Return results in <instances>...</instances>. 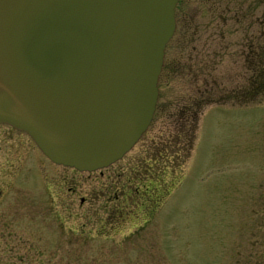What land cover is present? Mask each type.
Listing matches in <instances>:
<instances>
[{"label": "rangeland", "instance_id": "rangeland-1", "mask_svg": "<svg viewBox=\"0 0 264 264\" xmlns=\"http://www.w3.org/2000/svg\"><path fill=\"white\" fill-rule=\"evenodd\" d=\"M177 17L146 132L102 172L35 175L15 212L32 249L2 264H264V0H184Z\"/></svg>", "mask_w": 264, "mask_h": 264}, {"label": "water", "instance_id": "water-1", "mask_svg": "<svg viewBox=\"0 0 264 264\" xmlns=\"http://www.w3.org/2000/svg\"><path fill=\"white\" fill-rule=\"evenodd\" d=\"M180 0H0V124L52 162L122 159L157 109Z\"/></svg>", "mask_w": 264, "mask_h": 264}, {"label": "flooded vegetation", "instance_id": "flooded-vegetation-1", "mask_svg": "<svg viewBox=\"0 0 264 264\" xmlns=\"http://www.w3.org/2000/svg\"><path fill=\"white\" fill-rule=\"evenodd\" d=\"M183 1L184 0H180L176 8L177 27V15L182 8ZM35 149L41 152L42 155L37 153L41 156L40 158L36 156V153H34ZM132 149L127 154H129ZM127 154L123 158H125ZM122 159H120L119 161H121ZM51 163H53L54 169H57V167L69 169L73 172H76L74 174L82 172L77 169L65 167L52 162L47 156L42 153V151L35 144L34 140L27 133L19 131L18 129L7 124H0V264H2L3 258H18L20 249H32L27 247L28 244L31 245L28 240H20V237H17V221L15 219V212L19 211L18 207L20 206V204L18 202L20 201V199L21 201L25 200L26 203L29 201L32 202L34 195L31 191L34 190L35 183L31 181L33 180L35 175L37 177L35 181H37L38 183H41L43 180H45V175L49 176L50 172H43L45 169L44 167L49 165L50 168V166L52 165ZM116 163L112 164L111 166L115 165ZM109 167L105 169H108ZM99 171L102 172L103 170ZM57 173L60 175V180H63V182L66 183L67 177L64 176L60 171H58ZM71 180L74 181L75 178H72ZM74 185H76V183H74ZM45 186L47 187L46 189H49V183L46 182ZM70 189L72 193H75L79 196L81 205H84L87 200H90V198L87 199V197H83L82 194H79L77 187H73ZM22 191L30 192L28 193V196H25L23 195ZM109 191L110 189L108 188L107 192ZM132 192L133 189L123 191L121 197H123V201H125V203L129 202V200L131 199L133 194ZM137 193L138 194H134L136 197H138L140 194L139 190L137 191ZM92 195L94 198L91 199V202L100 198V195L97 194V192H92ZM116 196L117 200L120 195L116 193ZM47 197H49V195ZM109 197L110 194H108V198ZM48 206L49 203L44 204L43 209L45 210V208H47ZM108 213L109 216L113 214L115 216L117 214L113 212L111 213L110 210H108ZM29 252L30 251L23 252L24 257H29ZM37 253H39V251Z\"/></svg>", "mask_w": 264, "mask_h": 264}, {"label": "trees", "instance_id": "trees-1", "mask_svg": "<svg viewBox=\"0 0 264 264\" xmlns=\"http://www.w3.org/2000/svg\"><path fill=\"white\" fill-rule=\"evenodd\" d=\"M260 76V75H259ZM251 85H253V83L251 84ZM256 85H254V87H255ZM258 89H260V87H258Z\"/></svg>", "mask_w": 264, "mask_h": 264}]
</instances>
